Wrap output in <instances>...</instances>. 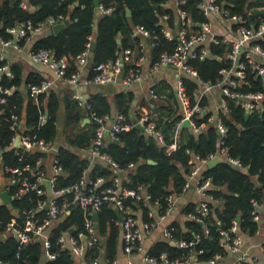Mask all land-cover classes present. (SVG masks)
<instances>
[{
  "label": "trees",
  "instance_id": "1",
  "mask_svg": "<svg viewBox=\"0 0 264 264\" xmlns=\"http://www.w3.org/2000/svg\"><path fill=\"white\" fill-rule=\"evenodd\" d=\"M27 7L19 5L20 0H0V37L7 38L9 34L6 28L29 19L32 23L43 20L48 15L57 13L63 14L68 19L65 25L57 33L50 30L36 36L31 49L49 48L57 57L65 56L67 68L65 77H68L76 69L75 57L79 54L86 41L87 35L91 34V41L94 42L90 50V64L99 61L113 59L115 51L124 47H134L137 40L130 36L132 26L141 24L150 33L155 34L154 44L149 48L150 61L154 60L163 50H171L175 39H166L161 33L163 20L162 14H167L165 24L174 28L176 25L173 9L167 5V0H98L103 7H111L107 13L96 14V6L93 0H24ZM222 8L229 13L245 14L250 10V21H264V0H215ZM197 0H183L178 7L187 12L194 23H199L206 18L196 7ZM125 8L129 15H125ZM116 38L119 42H116ZM23 40L19 41L22 44ZM224 46L222 44H209L211 56L203 59L189 58L188 64L196 70L197 76L210 84L215 83L219 78L218 70L227 67L229 60L222 57ZM219 55L221 58H216ZM5 63L0 59V66ZM90 65V66H91ZM90 74V71H89ZM41 77L28 75L26 83H37ZM182 82L191 101L193 92L197 88L195 81L183 77ZM21 76L18 64L9 65V74L2 72L0 76V87L13 86L9 93L0 91V97L5 102L0 104L3 113L0 115V147L4 148L11 135L8 128V121L5 117L10 112L19 113L24 110V124L27 132L36 133L38 137L46 140H53L57 133L56 112L58 108V97L53 91H48L44 108L49 113L47 121L38 129L35 128L37 107L31 101V97L24 95L20 90ZM155 91V99L160 100L155 104L154 110L149 114V120L159 129L162 142L154 136L145 133L131 124L127 117L128 104L132 93L128 90L119 91L114 94L113 102L117 113L125 116V122L131 126L116 133V139L105 141L99 147L101 153L108 155L116 164L117 171L110 168L107 163L99 158L92 165L89 155L84 156L80 150H87L95 135L96 123L90 121L83 126L77 123L78 112L75 101L67 98L64 128L65 145L56 148L55 158L61 167V172L55 180V188H65L78 181L82 170H86L89 179L101 177L102 181L97 190L104 189L111 185L112 177L119 176L121 185L125 187H136L139 184L145 186L151 196V201L157 199L160 203L161 212L165 206L164 197L169 193H176L184 181V174L189 169V159L193 155L199 157L213 152L217 147L219 139L216 127L208 121L211 111L205 110L194 118L196 124L204 122V126L196 133L188 127H179L176 137H173V129L181 118L177 112V101L174 91L166 84L160 89L158 84L152 86ZM43 95V94H42ZM42 95L38 100H42ZM26 96V98H25ZM39 101V102H40ZM87 101L90 104L89 111L96 115L109 113V102L102 93H93ZM205 105L203 97L200 101ZM41 106V104H40ZM43 107V106H41ZM78 109V108H77ZM75 110V111H74ZM226 130L222 137L227 148V155L237 159L238 165H232L226 160L214 164L211 167L205 166L203 174L210 178L212 188L209 190L216 198V203L210 204L212 212L204 218V222L190 219L183 220V228L178 222H171V237L175 240L198 239L193 242L192 248L195 259L207 261L215 253L224 255L225 249L219 244V229H226L233 221L236 222L241 233L253 235L256 229V222L252 220L250 210L251 200L262 201L264 199V107L260 112L245 114L243 109L234 99L226 98V110L217 112ZM139 118V114H137ZM246 115V116H245ZM64 132V131H63ZM174 143V148L167 147ZM77 149V150H76ZM40 153L24 151L22 160L18 161L12 150L4 149L0 158L11 164H33L34 159ZM151 159L154 163H148ZM132 163L125 176L120 172L127 170V165ZM223 187L224 189H220ZM65 196H70L65 193ZM33 194L26 193L13 197L8 205L0 202V234L4 230L5 223L12 217L16 221L22 220V210L34 205ZM131 208L135 203L130 198L124 200ZM142 209V219L151 220L147 216L148 208L138 203ZM193 203H187L182 208L185 214L191 209ZM11 208L16 210L11 213ZM96 213V229L100 236L101 251L105 264H111L116 254V243L118 227L114 223L115 212L111 205L103 203ZM85 217H90L77 206L71 205L68 213L58 219L48 231L50 241L49 251H53L54 257L47 259L41 243L37 239L19 246L12 235L6 234L0 239V264H79L66 250L59 249L55 239L60 231L73 229V233L83 228ZM204 228L207 232H204ZM198 250H200L198 252ZM165 252L168 257L184 256L188 248L170 244L166 240H158L152 243L146 250V254L156 257L159 253ZM99 251L89 250L85 253L84 262L97 255ZM248 264V263H242Z\"/></svg>",
  "mask_w": 264,
  "mask_h": 264
},
{
  "label": "built area",
  "instance_id": "2",
  "mask_svg": "<svg viewBox=\"0 0 264 264\" xmlns=\"http://www.w3.org/2000/svg\"><path fill=\"white\" fill-rule=\"evenodd\" d=\"M172 3L175 15L176 25L170 28L165 24L167 14L161 15L163 25L161 33L164 38L175 39L171 50H163L158 56L150 61L149 48L154 44L155 34L150 33L141 24L132 26L130 36L137 40L134 47H124L115 51L113 59L99 61L90 66V74L83 78L85 84H106L117 83L124 87H129L141 80V67L145 61H148V70L154 72L160 68H169L175 74L173 91L179 104L181 118L173 129L175 138L181 122L184 119L188 121V127L193 133L198 132L204 122L196 124L194 118L206 110V105H201L200 101L212 89L216 88L219 94V101L214 113L208 117L216 127L219 139L217 147L213 152L207 153L203 157L193 155L189 159V169L184 174V181L180 190L176 193H169L163 199L165 206L161 208L157 199L151 201L150 194L142 184L136 187H125L121 185L119 176L112 177L110 186L97 190L102 178L96 177L89 179L86 176V170L83 169L78 181L65 188H55V180L61 172V167L55 158L56 148L52 140H46L38 137L36 133L27 132L24 124V116L19 113L10 112L5 119L8 121V128L11 131L10 139L4 148L0 147V153L6 148L12 150L13 155L18 161L22 160L24 151L40 153L34 159L33 164H11L0 158V192L5 191L10 200L13 197L26 193L33 194L35 197L34 205L22 210V220L16 221L15 217L10 218L4 226L3 234L12 235L19 246L30 242L32 239L40 241L44 257L51 259L54 252L49 251L50 241L48 231L54 223L68 213L71 205L77 206L90 217H85L83 228L73 233L71 230H63L57 235L55 243L59 249L66 250L74 259L83 262L85 253L89 250L101 251L100 236L94 226L95 221L91 217V212L96 211L103 203L115 207L121 218L115 219L121 231V248L125 253L138 252L142 250L144 235L156 226L157 220L164 218L173 206L174 199L177 195L192 188L200 196L199 200L193 203V206L184 214L186 219L204 222V218L212 212L210 204L216 203V198L209 191L212 183L208 176L203 174L206 162L215 156L221 160H226L232 165H238L237 159L227 155V148L222 137L225 133V126L220 120L217 112L226 110V98L234 99L235 102L243 109L245 114L260 112L264 107V21H250V10L245 14L229 13L222 8L215 0H197L196 7L206 20L194 23L189 14L181 10L177 5L183 0H167ZM19 5L26 8L24 0H20ZM97 13H107L111 7H103L100 3L96 6ZM66 19L63 14L48 15L43 20L32 23L29 19L6 28L9 36L0 37L2 46H11L19 49L20 40H28L33 36H39L45 31L50 30L52 24L61 22ZM225 26V31L219 33L212 25L211 21ZM227 24L229 26L227 27ZM172 32H175L173 34ZM91 34L87 35L83 50L76 55L75 64L81 65L85 62L86 56L90 51ZM209 44H222L224 46L222 57L229 60V65L218 70L219 78L215 83H208L201 80L196 70L188 64L189 58L203 59L211 56ZM29 58L46 68L51 72V78H42L37 83H27L24 90L32 98L37 107V116L35 128H40L49 118L47 110L40 106L38 96L45 93L51 83L56 79H64L68 83L77 84L79 80V69H75L68 77H65L67 68V59L65 56H55L49 48L30 49ZM216 58L221 56L216 55ZM0 59L2 56L0 55ZM7 70V64L0 66V76ZM6 73V72H5ZM7 74H9L7 72ZM187 77L196 82L197 88L193 92L191 101L186 92V87L182 78ZM14 87L9 86L1 88L3 93H9ZM149 96L155 98L156 94L152 86L148 89ZM73 97L77 105L87 109L89 118L97 125L95 135L91 141L89 152L93 156L99 157L102 161L112 168L115 172L117 164L105 153L99 151V147L104 142V130H107L111 139H116V133L129 128L134 123L139 124L142 130L154 136L159 142H162V136L149 120V114L152 109L148 108L139 114V118L131 124L125 122V117L121 113H116L111 119L110 124L105 122L109 119L108 114L96 115L89 111L90 104L87 100L74 93ZM5 102L4 97H0V104ZM3 109H0V115ZM264 144V140H263ZM169 146H174V143ZM52 153L51 159L46 163L45 156ZM129 163L127 167H132ZM49 182V193L46 192L44 181ZM69 193L70 196H65ZM130 198L131 202L141 204L148 208L147 216L151 220H138L133 213V208L124 202ZM1 202V197H0ZM252 208L250 214L252 220L256 222L257 232L260 228L264 230V199L257 201L251 200ZM151 208L155 213L151 212ZM204 232L207 229L204 228ZM219 244L225 249L226 253H237V263L242 264L249 258L251 263L259 264L257 255H251L242 249V234L236 222H232L226 229H219ZM161 236L164 240L179 247L188 248L184 256L168 257L165 252L159 253L156 257L149 256L146 251L143 259L148 264H189L195 258L193 253V242L199 237L195 234L194 239L175 240L171 237V228L165 225L161 228ZM200 250H198L199 252ZM215 253L207 260L209 264H214L217 259L222 257ZM98 255L89 260V264H97ZM113 262V260H112Z\"/></svg>",
  "mask_w": 264,
  "mask_h": 264
},
{
  "label": "crops",
  "instance_id": "3",
  "mask_svg": "<svg viewBox=\"0 0 264 264\" xmlns=\"http://www.w3.org/2000/svg\"><path fill=\"white\" fill-rule=\"evenodd\" d=\"M168 6H170L173 9L172 3H167ZM96 14L97 9H96ZM212 25L216 28V31L219 33H223L225 31V26L223 24L217 23L216 20L211 21ZM229 24H227V27ZM36 36L31 37L28 40H23V43L19 45V49H15L13 47L9 46H2L0 44V55L2 56V59L7 64V70L6 73H9V65L10 64H18L20 68V76H21V83H20V90L21 92L26 95V91L24 90L26 86L25 78L28 75H36L40 76L42 78H51V72L48 68L33 62L29 56L28 51L32 48L33 41L35 40ZM90 51L86 56L85 62L81 65H76V68L79 69V80L77 84H71L65 81L64 79H56L54 80L49 89L43 93L42 100L39 102L42 108H44L46 103V97L48 91H53L57 97H58V108L56 112V125H57V133L56 136L52 140V144L55 148H57L60 145H65V135L69 134L68 132L65 133V131L68 130V128H64V122H65V111H66V100L67 98L72 99L75 101L73 94L77 93L80 95V97L84 100H87L89 96L93 93H102L105 95L107 101L109 102V119L105 122L106 125L110 124V119L117 113L113 98L114 94L123 91L128 90L132 93V97L128 104V110H127V117L131 120V123L135 120H137V114L143 113L146 109L151 108L149 106L148 101V89L150 86H153L155 84H158L160 86V89H163V86L166 87L167 85H170L173 89L174 87V78L175 74L171 71V69L165 67L160 68L154 72H150L148 70V61H145L141 67V80L137 83L132 84L129 87L121 86L117 83H106V84H85L82 82L83 78L86 77V75L89 74L90 71ZM28 95V94H27ZM29 96V95H28ZM26 98V96H25ZM176 98V97H175ZM160 100H157L153 98L152 105L159 104ZM32 101V98H31ZM177 101V99H176ZM206 101V110L211 111V113H214V110L217 107L218 101H219V94L217 89L214 87L212 88L205 96ZM33 102V101H32ZM75 105L77 106L76 110L78 112V120L77 123L79 126H83L84 124L88 123L90 121L89 113L87 109H85L82 106L77 105L75 101ZM177 112H179V104L177 102ZM154 108V106H152ZM151 108V109H152ZM46 110V109H45ZM75 111V110H74ZM20 115L24 116V110L22 109L20 111ZM125 117V116H124ZM183 127V126H182ZM189 128V127H188ZM64 131V132H63ZM174 146H168L167 149H172ZM77 150V149H76ZM80 153L82 155L87 156L89 155V161L92 165L96 160L98 161L99 158H95V156L91 155L90 152L87 150H80ZM52 156V153H48L45 156L46 163L50 161ZM133 167V166H132ZM132 167H127V170L121 171L120 176H125V173L131 169ZM126 171V172H125ZM0 183H1V177H0ZM213 187V186H212ZM220 189H224L223 187H220ZM200 196L199 194L192 188L186 190L185 192L181 193L180 195H177L174 199L173 206L169 213H167L164 218L157 220L156 226L152 228V230L144 235L143 238V247L142 250L138 252H131V253H125L122 251L121 248V231L120 227L117 224L118 227V237H117V243H116V256L111 264H148L143 259V254L147 250V248L158 240H164L161 236V228L165 225H169L171 222H178L179 225L183 228V220L185 219L184 214L182 213V208L187 203H194L197 200H199ZM11 201V200H10ZM9 201V203H10ZM1 202L3 203L2 199ZM8 203V204H9ZM5 204V203H4ZM6 204V205H8ZM113 208V206H112ZM151 212L155 213V210L151 208ZM11 213L15 214L16 210L14 208H11ZM133 213L137 217L138 220H143L142 218V209L138 204L135 203V206L133 208ZM117 219V217H116ZM184 229V228H183ZM242 234V249L246 250L249 254L257 255L259 259V264H264V230L259 229L257 232H254L253 235H246ZM6 234H3V232L0 234V239H2ZM97 264H105L102 251H99ZM237 253H231L227 252L222 257L217 259L214 264H236L237 263ZM85 259H83V262L79 259H74L76 263L79 264H89L88 262H84ZM245 263L253 264L251 263V260L248 258ZM189 264H209L207 261H198L195 258L191 260Z\"/></svg>",
  "mask_w": 264,
  "mask_h": 264
},
{
  "label": "water",
  "instance_id": "4",
  "mask_svg": "<svg viewBox=\"0 0 264 264\" xmlns=\"http://www.w3.org/2000/svg\"><path fill=\"white\" fill-rule=\"evenodd\" d=\"M93 4H94V6H97V5H98V0H93ZM125 15H126V16L129 15V10H128L127 8H125ZM68 22H69L68 19H64V20L61 21V22H56V23H54V24L51 25V27H50V31H51L52 33H57V32L60 31L65 25H67ZM172 33L175 34V32H172ZM116 42H117V43L119 42V39H118V38H116ZM93 46H94V42L92 41V42H91V46H90V50L93 49ZM148 101H149V106L152 108V106H153V105H152V103H153V97H151V96L148 97ZM153 110H154V109L152 108V111H153ZM245 116H246V115H245ZM134 126H135L136 128H138V129L142 130V127H141L139 124L134 123ZM181 126H183V127H188V121H187V119L182 120V122H181ZM104 139H105V141H110V138H109V136H108L107 130H104ZM146 161H147L148 163H154L151 159H147ZM220 161H221L220 157L215 156V157H213L212 159H210V160H208V161L206 162V166H207V167H211V166H213L214 164H216V163H218V162H220ZM44 184H45V187H46V192H47V194H48V193H49V182L46 180V181H44ZM0 197H1L2 201H3V203H5V204H8V203H9V201H10V196H9L5 191H1V192H0ZM113 210H114V212H115V215H116L117 219H120L121 216H120L119 211H118L115 207H113ZM91 217H92L93 220L96 219V213H95V211H92V212H91ZM94 226L96 227V224H95ZM70 230H71V229H70ZM169 243L172 244V241H170Z\"/></svg>",
  "mask_w": 264,
  "mask_h": 264
}]
</instances>
